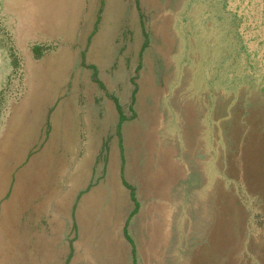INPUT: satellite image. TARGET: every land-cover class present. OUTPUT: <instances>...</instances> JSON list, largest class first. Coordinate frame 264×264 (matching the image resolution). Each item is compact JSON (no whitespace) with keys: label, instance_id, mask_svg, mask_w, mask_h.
I'll return each instance as SVG.
<instances>
[{"label":"rangeland","instance_id":"obj_1","mask_svg":"<svg viewBox=\"0 0 264 264\" xmlns=\"http://www.w3.org/2000/svg\"><path fill=\"white\" fill-rule=\"evenodd\" d=\"M123 84L130 98L111 117ZM28 98L36 130L47 101L83 108L60 119L49 172L66 162L74 173L72 160L97 149L101 178L110 161L123 165L146 206L128 218L126 264H264V0H0V120ZM90 104L98 118H85ZM48 129L35 151L55 137ZM26 175L25 164L0 167V217L15 185L26 217ZM20 223L0 231V258L19 260L0 264H27ZM82 249L72 264H94Z\"/></svg>","mask_w":264,"mask_h":264},{"label":"crops","instance_id":"obj_2","mask_svg":"<svg viewBox=\"0 0 264 264\" xmlns=\"http://www.w3.org/2000/svg\"><path fill=\"white\" fill-rule=\"evenodd\" d=\"M175 53L173 48L171 54ZM123 86H125L123 92L108 102L107 110L112 112L109 113L111 117L116 116L114 113L117 107L119 108V102L125 103L130 98L127 94V86L125 84ZM57 93L51 100L62 102L63 95ZM60 95L61 99H59ZM30 99H23L18 106V111L13 110L10 117H1L0 120V167H3V164L9 166L25 164L27 166L26 177H19V181L27 183V200L23 201L27 206L26 217L22 218L15 205L13 207L15 197L21 195L24 189L15 185L11 194L15 192L12 196L10 194L1 206L0 231L3 229V224L10 225L12 221L17 223V220L21 222L19 229L27 228L28 249L27 258H25L27 264H61L68 258H70L69 264H72L73 261L81 258L84 246L87 249L84 259H91L94 264H122V262L126 264L127 254L131 255L130 232L128 234L127 231L128 218L139 205L141 207L139 213H146V206L142 207L140 202L137 205V199H134L133 184L124 178L123 165L117 161H110L106 174L101 178L98 173L92 172V166L99 161L96 158L99 153L97 149L90 150L91 154L86 159L81 157L72 160L75 165L74 173H67L66 162H60V165H64L63 171L59 169L55 174H52V171L49 172L53 165L50 157L51 144L59 139L56 133L66 128L60 124L62 123L60 119L79 117L81 116L79 112L83 108L80 109L79 105L75 104L72 105L71 110L73 111H68L62 104H58L51 110L53 104H50V101L44 102V108L40 114L41 125L39 124V129L36 130V118L31 114V104H29L33 99ZM87 110L90 113H87L85 118L93 117V115L99 117V114H96L99 106L90 104ZM43 123L44 131L49 125L48 132L51 135L53 133L55 137L51 136L49 139L45 137L44 146L35 151L37 140L39 143L42 141L40 138L37 139L36 135L44 132ZM77 126H80V122ZM107 127V121H103L100 127L96 124L87 126L86 129L90 134H99L103 128H105L103 131H106ZM125 127L123 126L124 131L129 130ZM61 132L64 133V129ZM4 153L5 156H3ZM12 153L14 156H11ZM112 164L114 176L110 178ZM90 166L92 169L89 168ZM82 169H86L85 173L84 170L81 172ZM125 171L130 174V169L127 168ZM136 171L137 178L142 181L145 171L141 169H136ZM2 182L4 188L0 191V197L8 188L7 177H4ZM15 187H17L16 190ZM135 187L141 192L139 184ZM21 218L25 222L21 221ZM12 244L8 242L5 245ZM6 255L3 259L0 258L1 262L19 260L12 252Z\"/></svg>","mask_w":264,"mask_h":264}]
</instances>
